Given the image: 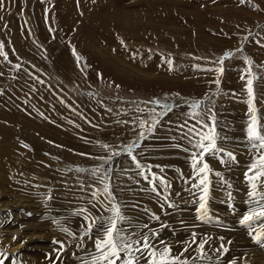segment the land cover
Instances as JSON below:
<instances>
[{
	"label": "rangeland",
	"instance_id": "rangeland-1",
	"mask_svg": "<svg viewBox=\"0 0 264 264\" xmlns=\"http://www.w3.org/2000/svg\"><path fill=\"white\" fill-rule=\"evenodd\" d=\"M0 53V235L6 234L0 252L10 264L89 258L99 233L94 228L81 240L82 216L106 217L111 206L98 191L101 179L123 214L158 232L152 243L167 244L180 261L264 264V247L239 224L251 162L241 77L247 57L256 77L255 114L264 125V0H0ZM226 53L233 55L218 64ZM219 67L222 74L206 70ZM197 101L195 119L207 122L211 108L219 136L227 137L220 146L238 161L222 165L218 157H204L219 173L210 176L209 223L197 219L198 199L185 179L192 169L183 149L195 122L189 105ZM150 110L166 113L151 133L156 117ZM134 143L140 144L137 160L170 184L165 190L156 181L164 195L152 192L124 154ZM193 233L197 242L210 238L207 259L198 258ZM55 241L63 242L60 252ZM222 243L227 251L217 252Z\"/></svg>",
	"mask_w": 264,
	"mask_h": 264
},
{
	"label": "snow or ice",
	"instance_id": "snow-or-ice-1",
	"mask_svg": "<svg viewBox=\"0 0 264 264\" xmlns=\"http://www.w3.org/2000/svg\"><path fill=\"white\" fill-rule=\"evenodd\" d=\"M241 3H244V0H241ZM121 43L123 44V41H121ZM237 51L242 50L238 49ZM232 55L233 53H226L224 57L217 61V63L223 65L224 60L230 58ZM79 59L80 58L77 57L78 62ZM168 64L171 68L172 61L169 60ZM245 64L247 65L246 77L242 76L241 79L246 78V92L248 96L246 103L248 105L250 118L245 130V142L248 151L251 153V162L245 171V182L248 185V200L246 201L247 210L245 214L240 217L239 224L247 227L249 235L253 241L259 246L264 247V236L258 231V229H264V125L258 124L255 114L256 109L253 104L255 99L253 82L256 77L251 71L252 60L245 57ZM206 70L216 71L221 74L223 73V67ZM213 83L219 86L220 80L216 79ZM149 103H156L164 110L171 109V105L167 103L162 106L159 105V101H150ZM200 106L199 101L189 105V107L193 109L192 117L195 122L188 129L189 134L187 135V140L189 147L183 149L189 153L190 166L192 169V176L186 177L185 179L189 181V187L193 190L198 199L197 219L204 223H209L211 218L209 216L207 204L210 193V176L213 174L219 176V173H214L204 157L208 154H211L213 157H218L219 162L222 165H231L238 163V161L233 152L220 146V141H226L227 137L219 136L216 130V117L211 108L205 113L208 115L207 122L203 119H195L200 115ZM150 111L153 112V115L156 118H154L148 126L147 131L149 133H151L159 123L160 118L166 114L165 112L157 114L154 110ZM145 123L146 122L143 120L140 121L141 129H144ZM140 137L141 140L144 139V131L140 132ZM102 146L104 148L108 147V145ZM139 147V143L131 144L124 149V154H126L135 164V167L138 170L137 174L149 184L152 192L162 196L164 193L157 187L156 181L159 180L160 186L165 190L170 188V184L164 177L152 173L151 167L146 168L137 160L134 153ZM176 147L181 146L176 145ZM114 155H119V153H114ZM100 159H103V157ZM156 167L163 171L165 166L158 165ZM78 171L81 170L78 169ZM98 171L99 169L94 168L92 169V174L95 175ZM108 171H110V169L104 170L105 176ZM146 173H150L151 178H149V175ZM101 183L103 184V188L98 191H100L101 194L106 193L109 198V204L111 206L106 207V211L109 215L106 217H93L89 213L82 216V219L85 221V232L84 236H81L80 239L83 240L85 236L90 237L94 228L99 233L94 240V252L89 258L83 260L82 264H140L142 259L145 260V264H187V261H180L179 257L171 256V248L167 244H164L163 249L157 248L155 244L152 243V240L153 238L158 237L159 233L148 228V225L133 224V222L123 214L121 206L116 203L110 185L104 183L103 179H101ZM96 195V192H93L94 198H96ZM229 195H231V193H229ZM164 199L165 202H169L166 196ZM92 206L95 207L96 205L93 204ZM86 212V209L77 210V214ZM152 218L158 219V217H155L154 215ZM146 228L148 231L144 232L143 229ZM63 230L67 232V229ZM68 234L71 235V233ZM195 236L196 233H193L192 242L196 244L198 258L202 260L207 259L205 245L210 238L205 236L201 241L197 242ZM13 239L15 240L17 238L14 237ZM220 239L223 240V237ZM55 243L60 245V248L57 249V251L60 252L64 248L63 242L55 241ZM160 243L164 242L160 241ZM221 250L224 252L227 251V248L223 243L216 251L220 252ZM10 260L11 257L7 253L0 252V264H9Z\"/></svg>",
	"mask_w": 264,
	"mask_h": 264
},
{
	"label": "bare ground",
	"instance_id": "bare-ground-1",
	"mask_svg": "<svg viewBox=\"0 0 264 264\" xmlns=\"http://www.w3.org/2000/svg\"><path fill=\"white\" fill-rule=\"evenodd\" d=\"M114 90H115V89H114ZM114 90H113V91H114ZM116 92H117V90H116ZM127 97H128V96H127ZM0 128H1V126H0ZM2 131H3V130H2ZM2 135H3V134H2ZM10 227H12V226H10ZM8 228H9V227H8ZM8 230H10V229H8ZM2 233H3V232H2ZM10 233H12V232H10ZM3 235H4V234H2V235H0V236H3ZM5 235H6V234H5ZM5 235H4V236H5ZM7 235H8V234H7ZM11 235H12V234H11ZM3 238H4V237H3ZM8 238L10 239V237H7V239H8ZM7 242H8V241H7ZM10 243H12V242H10ZM17 243H18V242H17ZM17 243H16V244H17ZM12 247H13V246H12ZM14 247H15V246H14ZM16 247H17V246H16ZM26 247H27V246H26ZM24 248H25V247H24ZM9 250H10V249H9ZM22 252H23V251H22ZM22 252H20V254L18 253V255H19V256H23L24 258H26L24 255H22ZM26 252H27V251H26ZM26 252H24V254H25ZM10 263H11V262L9 261V264H10Z\"/></svg>",
	"mask_w": 264,
	"mask_h": 264
}]
</instances>
